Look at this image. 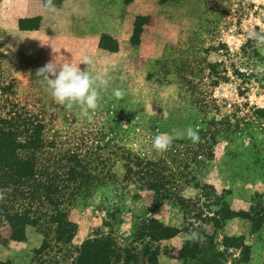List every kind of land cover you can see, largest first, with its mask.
I'll list each match as a JSON object with an SVG mask.
<instances>
[{"label": "rangeland", "instance_id": "rangeland-1", "mask_svg": "<svg viewBox=\"0 0 264 264\" xmlns=\"http://www.w3.org/2000/svg\"><path fill=\"white\" fill-rule=\"evenodd\" d=\"M54 3L57 12L40 25L0 24V117L27 112L42 126L31 145L48 168L74 137L85 186L61 206L68 227L40 217L23 231L11 219L13 228L4 209L22 214L24 206L3 196L0 264H78L91 242H107L112 255L80 264H148L155 253V264H264V48L247 39L249 29L264 30V0ZM85 54L92 74L110 81L91 121L56 104L36 75L50 61L78 64ZM161 133L179 135L158 154L152 140ZM191 231L202 238L191 244L199 253L181 259ZM26 232L39 237L38 249Z\"/></svg>", "mask_w": 264, "mask_h": 264}, {"label": "trees", "instance_id": "trees-1", "mask_svg": "<svg viewBox=\"0 0 264 264\" xmlns=\"http://www.w3.org/2000/svg\"><path fill=\"white\" fill-rule=\"evenodd\" d=\"M21 114L24 115V118L20 117V113L16 114L11 111L0 117V190L11 187L10 192L3 193L6 198L4 202L6 204L15 202L20 206H24L22 214L12 215L7 212V209H4V218L13 228L15 226L11 224V219H16L17 222L22 221L21 231H23V226L26 224L35 225L40 217H58L57 219L64 222L65 226L68 227L67 215L61 206L67 203L65 200L67 197H71L77 190L85 186L82 181L84 180L85 170L88 169L79 166L81 156L79 154L75 155L77 145L74 142V137L71 138L72 144L68 149L62 152L56 150L57 153H53L54 157L47 160L50 168L40 164V157L44 152L40 154L37 151L35 152L31 143L41 140L43 128L34 119H29L27 112ZM45 147H49L52 151L51 143H47ZM42 161L44 162V160ZM61 163L63 165H60ZM39 173L43 175L41 182L37 181ZM146 231L148 237L153 233L150 230ZM161 237L164 236L161 235ZM224 241L233 242L234 239L224 238ZM93 243L83 244L80 247L77 257L78 264H80V261L81 263H88V260H94L100 251L106 259L112 255L107 242L101 244L99 248L92 247ZM191 244L192 242H187L181 247L178 253L181 259L184 257L192 259L199 253L196 248L197 244L193 246ZM123 251L127 256L130 255L126 249ZM144 254H146V250H144ZM155 257L156 253L153 256L151 255V258H147L148 264H155ZM246 260L247 253L245 251L242 261ZM103 264H107V260L104 259Z\"/></svg>", "mask_w": 264, "mask_h": 264}, {"label": "clouds", "instance_id": "clouds-1", "mask_svg": "<svg viewBox=\"0 0 264 264\" xmlns=\"http://www.w3.org/2000/svg\"><path fill=\"white\" fill-rule=\"evenodd\" d=\"M43 8L50 14L57 12L54 0H43ZM247 39L251 40L255 47L264 48V30L249 29ZM80 63L85 64L87 68L82 71L78 66ZM92 64L93 59L85 54L78 64L54 60L38 69L36 73L38 78H42V83L56 104L67 111L78 108L89 121L93 119L99 107L102 92L107 91L110 84L106 74H92L90 71ZM112 95L119 100L123 98L125 92L123 89L115 88L112 90ZM177 135L179 134L156 135L152 140V149L158 154L168 151ZM185 135L193 144L200 140L198 129L191 126L186 129ZM11 190V187L0 190V199H3V193ZM184 238L192 243H197L202 239L196 231L186 233Z\"/></svg>", "mask_w": 264, "mask_h": 264}, {"label": "crops", "instance_id": "crops-1", "mask_svg": "<svg viewBox=\"0 0 264 264\" xmlns=\"http://www.w3.org/2000/svg\"><path fill=\"white\" fill-rule=\"evenodd\" d=\"M47 13L40 0H0V24L8 22L13 29L18 26L19 22L27 20H35L40 25ZM20 33L27 32L21 31ZM25 240L30 249H38L41 245L39 237L34 233L26 232Z\"/></svg>", "mask_w": 264, "mask_h": 264}]
</instances>
